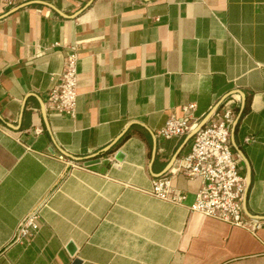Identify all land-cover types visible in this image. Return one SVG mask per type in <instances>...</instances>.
Returning <instances> with one entry per match:
<instances>
[{"label":"crops","instance_id":"0c3cea01","mask_svg":"<svg viewBox=\"0 0 264 264\" xmlns=\"http://www.w3.org/2000/svg\"><path fill=\"white\" fill-rule=\"evenodd\" d=\"M16 3L0 0V264H264V226L190 210L200 180L173 177L181 204L150 194L187 137H161L166 121L235 95L245 213L264 219V0ZM72 46L74 118L48 102ZM34 212L35 236L15 241Z\"/></svg>","mask_w":264,"mask_h":264},{"label":"built area","instance_id":"2783aa9c","mask_svg":"<svg viewBox=\"0 0 264 264\" xmlns=\"http://www.w3.org/2000/svg\"><path fill=\"white\" fill-rule=\"evenodd\" d=\"M16 1L4 0L9 9L16 7ZM77 62V48L72 46L65 54L62 72L51 78L53 86L48 98L54 111L71 118L77 112ZM236 101L238 99L232 95L221 103L211 119L193 136L190 151L179 156L165 174L153 179L150 194L173 204L183 203L186 196L173 187V177L181 172L201 183L191 211L256 234L264 226V220L246 216L248 182L241 174L240 159L232 146L233 126L239 116ZM195 109V104L184 106V116H171L158 134L165 139L187 136L200 123L193 117ZM39 132L35 130V133ZM60 158L64 159L63 156ZM39 218L37 212L26 217L16 231L15 241L33 238L39 229Z\"/></svg>","mask_w":264,"mask_h":264},{"label":"water","instance_id":"95a60500","mask_svg":"<svg viewBox=\"0 0 264 264\" xmlns=\"http://www.w3.org/2000/svg\"><path fill=\"white\" fill-rule=\"evenodd\" d=\"M225 99H223L207 116H205L203 118V120L198 124V126L192 130L186 137L184 143L182 144V146L178 149V151L175 153V155L173 156L172 160L170 161L169 165H168V168L167 170L163 173L165 174L175 163V161L178 159V157L180 156V153L182 151V149L184 148V146L193 138V136L211 119L212 115L214 114V112L216 111V109L221 105V103L224 101ZM241 113L239 114L238 118L236 119L235 123H234V126H233V129L234 127L236 126L240 116H241ZM123 158V154L122 153H118L117 156H116V159L120 160ZM98 159H93V160H89L86 164L89 165V164H93L95 162H97ZM248 186H249V181H248ZM246 196H247V192H246ZM246 196H245V208H246ZM261 220H264L263 218H260V217H257ZM68 249L71 253H74L75 252V246L71 243L69 244L68 246ZM80 261L79 260H75L74 264H79Z\"/></svg>","mask_w":264,"mask_h":264},{"label":"trees","instance_id":"16d2710c","mask_svg":"<svg viewBox=\"0 0 264 264\" xmlns=\"http://www.w3.org/2000/svg\"><path fill=\"white\" fill-rule=\"evenodd\" d=\"M246 110H247V107H245V108H244V111H243V113H245V112H246ZM127 136H128V135H127Z\"/></svg>","mask_w":264,"mask_h":264}]
</instances>
